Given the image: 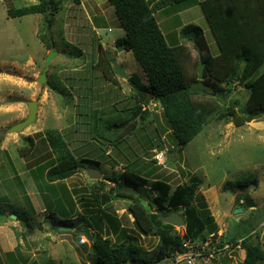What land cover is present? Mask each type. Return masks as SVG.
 <instances>
[{
  "label": "rangeland",
  "instance_id": "1",
  "mask_svg": "<svg viewBox=\"0 0 264 264\" xmlns=\"http://www.w3.org/2000/svg\"><path fill=\"white\" fill-rule=\"evenodd\" d=\"M82 1L83 4H77L76 0H56L50 6L52 11L57 9L53 27L48 31L43 15L8 16L9 9H20L39 3L38 0H0V122H3L0 146L6 137L11 140L6 141V152L1 156L5 165H0V214L9 216L0 218V264L92 263L88 256L92 254L89 251L93 242L83 235L82 226L69 231L61 225L53 227L48 221L47 207L61 219L64 215H70L68 218L84 215L92 225L88 229L91 234L109 237L114 243L129 241L131 237L138 253L137 260L128 264H150L159 254L161 241L153 234L142 235L136 229L135 219L128 211L130 201L114 200L108 211L100 212V203L95 202L98 194L112 193L110 189L115 184L107 178L124 174H135L152 182L163 180L173 189L195 178L201 184L199 193L205 197L219 224L217 234L206 241H218L222 235L242 239L254 231L257 234L249 243H259L264 250V116L243 126H237L234 120L227 123L231 118L218 116L230 107L241 114L250 103L251 90L245 84L231 82L229 87L232 84L233 91L222 100L213 87L194 84L199 89L195 100H214L218 112L185 148L178 145L161 106L154 101L147 106L150 121L144 127L139 124V130L117 147H102L92 138L94 117H110L118 111L126 115L136 101L128 80L116 73L111 80L105 79L98 67L99 60L108 65L106 52H111L110 56L116 55L129 76L135 74L145 80V74L132 52L118 50L116 42L126 33L108 0ZM184 7V3L171 4L155 16L168 41L182 48L181 63L188 81L192 82L198 76L201 53L193 42L180 36L183 26H175L180 19L175 16ZM46 32L53 38L56 45L53 50L58 54L47 71L46 84H41L38 79L51 51L40 40V35ZM211 39L212 33H208L206 42L210 43ZM208 48L212 55L219 53L216 44H209ZM206 53L204 49L203 54ZM215 78L208 77L207 84H212ZM221 85L225 87L226 83ZM34 100L39 101L36 121L11 135L12 126L6 121L25 120L29 115L28 102ZM47 130L61 133L79 164V169L74 168L78 172L66 180L70 191L60 193V201L54 197L53 190L45 191L48 201L38 190L47 186L37 167L56 159L45 139ZM27 136L34 137L35 149L30 155L21 156L20 149L26 147ZM158 153H164L162 160L156 157ZM88 169L99 170L101 179L90 178ZM123 185L125 190L137 191L144 204L155 205L154 193L149 188L138 187L136 183ZM245 198L255 208L235 214ZM71 203L75 208H70ZM14 211L29 221L34 230L12 218L17 216ZM175 228L181 235L186 233V227ZM198 243L201 244L192 241L191 246L199 248ZM241 249L229 251L232 258L228 253L219 255L209 264H243L246 250ZM179 260L178 264H186L181 257Z\"/></svg>",
  "mask_w": 264,
  "mask_h": 264
},
{
  "label": "trees",
  "instance_id": "2",
  "mask_svg": "<svg viewBox=\"0 0 264 264\" xmlns=\"http://www.w3.org/2000/svg\"><path fill=\"white\" fill-rule=\"evenodd\" d=\"M38 1L39 3L35 5L9 9L8 16L20 18L33 14L43 15L47 30L50 31L57 9L52 11L50 8L56 4V0ZM186 1L108 0L126 33L124 38L117 40L116 45L122 47L123 50L132 52L144 71L145 80L135 74L128 79L136 103L126 115L118 111L110 117L102 115L94 117L92 138L102 147H117L127 137L139 130V124L144 127L150 121V112L147 106L154 101L161 106L178 145L185 148L204 130L210 119L218 112L214 100L205 102L195 100L194 96L198 94L199 89L194 84L213 87L218 98L222 100L232 93L233 89L229 87L231 82L237 81L240 84H245L251 90L250 103L242 110L241 114L230 107L226 112L218 115L219 118H231L227 123L234 120L237 126H243L264 116V0H205L201 2V8L217 40L221 55L213 57L210 54L202 28L195 24L183 26L180 36L194 43L205 63L204 80H198L197 76L192 82L188 81L181 63L182 48L168 41L155 16L157 12L171 4ZM40 40L49 50L56 48L53 38L49 37L47 32L40 35ZM99 48L102 50V45ZM204 49L207 51L206 54H203ZM109 53L106 52L108 65L104 64L101 59L98 62V67L107 80H111L113 74L116 75ZM222 69L225 71L224 74L221 73ZM208 77L219 79L215 78L214 82L209 85L206 80ZM222 83H226V86L223 87ZM51 88L57 90L54 85ZM233 103L237 104L238 102L234 101ZM140 107L144 109L140 118L119 128L129 121ZM44 134L56 156V159H50L47 163L37 167L47 186V188L38 187V190L44 200L48 201L50 190L54 191L55 198H60V193L70 191L66 180L78 172L74 168L79 169V164L59 131L47 130ZM26 141V147L20 149L21 156L30 155L34 151V138L27 137ZM107 179L112 181L115 186L110 189H113L112 193H102L95 197V202L100 203L98 211L105 209L108 211L114 200L130 201L128 211L135 219L136 229L142 235L153 234L161 241L159 254L150 264H162L166 258L175 261L186 251L183 248L184 240L205 243L210 235L217 234L218 224L205 197L199 193L201 184L195 178L191 183L179 185L175 189L166 181L152 182L135 174L112 176ZM129 183L149 188L154 193L155 205L144 204L138 193L129 194L125 190L126 187H123V184L128 186ZM59 198L57 200L60 201ZM242 201L244 202L239 206L245 210L253 207L248 199L245 198ZM70 208H75V205L71 203ZM153 209L156 210L153 211ZM156 211H160L164 215L176 211L183 212L186 218V233L181 235L174 226L162 221ZM14 212L17 214L18 221L25 222L26 228L34 230L29 221L23 220L19 212ZM46 212L49 213L48 221L55 228L61 225L67 231L77 230L79 226H82L84 230L92 229V225L82 214L75 218H68L70 215H64V218L61 219L56 212L50 211V207L46 208ZM255 234L257 232L253 231L252 234L242 239L222 236L219 246L222 247L225 243H230L235 247L242 241V247L246 250L243 264H258L264 261V250L259 243H249ZM129 239V241L114 243L109 237L105 238L95 233L92 245L94 251L90 255L91 264L134 263L137 260L138 250L131 241V237ZM83 246L87 247V244H83Z\"/></svg>",
  "mask_w": 264,
  "mask_h": 264
},
{
  "label": "water",
  "instance_id": "3",
  "mask_svg": "<svg viewBox=\"0 0 264 264\" xmlns=\"http://www.w3.org/2000/svg\"><path fill=\"white\" fill-rule=\"evenodd\" d=\"M119 51H122V47H119L118 49ZM58 53L54 50H51L48 54V57H47V60H46V65H45V68L42 72V74L40 75L39 77V82L41 84H46L47 82V71L50 67V64L52 62V59L57 55ZM111 59L113 60V66H114V70H115V73L128 80L130 78L129 74L126 72V70L124 69V67L122 65H120L118 62H117V59H116V55L115 54H112L111 55ZM204 70H205V63L203 62V60L201 59L199 64H198V67H197V73H198V80H203V77H204ZM232 86V84L230 85V87ZM62 98V97H61ZM28 108H29V115L28 117L13 125L10 129H9V132L10 133H19V132H22L25 128H27V126L33 124L36 119H37V116H38V108H39V101L38 100H34V101H30L28 102ZM143 111V107H140L133 115L132 117L130 118L129 121H127L126 123H124L123 125L119 126V128H122V127H125L127 125H129L131 122H134L136 120V118L138 117V115ZM88 174H89V177L94 179V180H99L101 179L102 177V174L99 170L97 169H88ZM126 191L129 193V194H137V191L135 190H132V189H126ZM246 210L245 208L243 207H238L236 209V212L235 214H242L244 213ZM159 218L164 221L165 223L167 224H170L174 227H186V218L183 214H180L179 212H172L171 214L169 215H164L162 212L160 211H156ZM13 216V217H12ZM10 217L12 218H15L17 219V216L15 215H12ZM0 218H9L8 215H1L0 214ZM83 235H85L88 239H89V242H93L94 241V238H95V235L94 234H91L88 230H84L83 231ZM94 251V248H91L90 249V254L93 253ZM88 261H91V257L88 256Z\"/></svg>",
  "mask_w": 264,
  "mask_h": 264
},
{
  "label": "crops",
  "instance_id": "4",
  "mask_svg": "<svg viewBox=\"0 0 264 264\" xmlns=\"http://www.w3.org/2000/svg\"><path fill=\"white\" fill-rule=\"evenodd\" d=\"M191 3H188V1H186V2H183L184 4H185V7L184 8H182L183 10L178 14V15H176L175 17L177 18V17H180V19L178 18V20L176 21V23H179V24H177V25H175V26H178L179 25V27L181 26H185V25H188V24H195V25H198L199 27H201L202 29H203V31H204V34H205V39H206V41H207V35H208V33H212V39H211V42L209 43V42H207V44L209 45V44H216L218 47H219V45H218V43H217V40H216V38H215V36H214V34H213V32H212V30H211V27H210V24H209V22H208V20H207V18H206V16H205V14H204V12H203V10H202V8H201V2H203V1H205V0H194L193 2L191 1V0H189ZM77 4L78 3H82L83 4V1L81 0V2H80V0H78L77 2H76ZM35 4H37V3H35ZM35 4H32V5H35ZM30 6V5H29ZM98 6H100L99 4L97 5V8L95 9V10H97L98 9ZM174 7H172V9H173ZM210 51V50H209ZM210 54L212 55V53L210 52ZM221 55V50H220V48H219V53L217 54V55H212L213 57H219ZM6 123L7 124H9V126L11 127V126H13V125H15V124H17V123H19V122H14V120H7L6 121ZM1 124H3V122H0V125ZM5 124V123H4ZM11 134V133H10ZM9 134V135H10ZM12 135V134H11ZM10 137V136H9ZM28 137V136H27ZM29 137H33V136H29ZM34 138V137H33ZM35 140V139H34ZM6 141H11V140H9V138H5L4 139V141L2 142V145L0 146V165L1 166H4L5 165V162H4V160L3 159H1V156H2V153H5L6 151H5V143H6ZM35 145H36V142H35ZM35 149V148H34ZM33 149V150H34ZM0 181H1V179H0ZM208 203V202H207ZM209 205V204H208ZM240 207V206H239ZM211 207H209V209H210ZM255 207H250V208H248L249 210H252V209H254ZM211 210V209H210ZM212 212V211H211ZM248 213L249 212H247L246 214H244V215H248ZM212 215H213V213H212ZM214 216V218H215V221H216V219H217V217L215 216V215H213ZM235 220V219H234ZM233 221V220H232ZM217 222V221H216ZM217 224H218V222H217ZM264 225V223L262 224V226ZM218 226H219V224H218ZM241 244V248H243L242 247V242L240 243ZM234 250H232V252H233ZM240 251H242V249L240 250ZM229 254L230 252L229 251H226L224 254ZM229 257L230 258H232L233 256L231 255V254H229Z\"/></svg>",
  "mask_w": 264,
  "mask_h": 264
},
{
  "label": "built area",
  "instance_id": "5",
  "mask_svg": "<svg viewBox=\"0 0 264 264\" xmlns=\"http://www.w3.org/2000/svg\"><path fill=\"white\" fill-rule=\"evenodd\" d=\"M158 160H162L164 157V153H158ZM210 237H214V234L210 235ZM240 241L236 247H233L230 243H225L224 246L220 247L221 238L218 241H206L205 243H198L199 248H195L197 246H191L192 241L184 240L183 248L186 250L181 257L182 261H185L186 264H209V262L214 259L216 256L222 255L226 251H232L234 249H241ZM193 245V244H192ZM197 245V244H196ZM179 257L173 261L168 259L167 264H177L180 262Z\"/></svg>",
  "mask_w": 264,
  "mask_h": 264
},
{
  "label": "clouds",
  "instance_id": "6",
  "mask_svg": "<svg viewBox=\"0 0 264 264\" xmlns=\"http://www.w3.org/2000/svg\"><path fill=\"white\" fill-rule=\"evenodd\" d=\"M222 236H223V235H222ZM222 236H221V237H222ZM236 246H237V245H236ZM236 246H235V247H236ZM223 254H224V253H223ZM223 254H222V255H223ZM168 259H169V258H166L164 264H167ZM177 264H178V263H177Z\"/></svg>",
  "mask_w": 264,
  "mask_h": 264
}]
</instances>
